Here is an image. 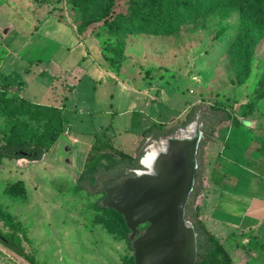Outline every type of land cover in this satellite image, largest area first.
<instances>
[{
  "label": "rangeland",
  "instance_id": "rangeland-1",
  "mask_svg": "<svg viewBox=\"0 0 264 264\" xmlns=\"http://www.w3.org/2000/svg\"><path fill=\"white\" fill-rule=\"evenodd\" d=\"M78 1L0 0V26L6 28L3 35L11 29L2 24L4 3H15L12 8L20 21L15 25L18 36L9 35L0 49V82L15 87L19 80L24 83L21 95L0 92V144L44 148L38 161L0 162V228L18 233L34 264L132 263L130 243L123 237L128 230L124 218L106 207L95 209L103 193L77 189L83 166H72L70 147L83 146L95 131L104 129L106 134L98 133L101 138L110 139L113 146L136 158L140 170L143 166L139 159L145 148L152 140H159L142 137V129L153 123H164L166 129H183L187 125L181 126L186 113L198 106L193 120L199 116L201 130L203 122H210L209 117L201 119V115L213 113L210 108L218 100L246 123L235 130L249 133L252 146H258L264 142V35L248 53L237 42L241 28L238 9H216L185 21L174 31L159 33L130 29L133 27L128 22L136 16L154 24L150 8L145 5H138V12L133 14L127 0H84L81 8L76 5ZM50 6H54V13L48 11ZM89 17L94 22L86 26L84 21ZM66 21L88 32L84 33L86 45L101 44L98 49L107 54L105 63L118 76V82L99 85L103 80L90 79L79 72V88L66 103L67 121L58 110L47 106L55 100L47 77L31 83L33 74L43 68L56 73L51 62L63 59L64 51L76 45L73 29ZM51 53L55 56L48 63ZM39 59H43L41 65ZM103 59L93 51L86 60L102 64ZM27 68L29 71H25ZM61 82L64 87L73 78L66 77ZM56 87L63 89L60 83ZM107 93H112V98L105 96ZM130 97H137L135 114H123ZM142 101L149 104L143 105ZM79 108L81 111L74 113ZM225 124H215L213 130L218 134L220 130L221 134L227 129L233 131V126ZM72 136L79 144L72 141ZM204 147L200 165L197 152L202 177ZM88 154L89 151L84 161ZM3 214H9L13 224L5 225ZM0 264L32 263L0 243Z\"/></svg>",
  "mask_w": 264,
  "mask_h": 264
},
{
  "label": "crops",
  "instance_id": "crops-1",
  "mask_svg": "<svg viewBox=\"0 0 264 264\" xmlns=\"http://www.w3.org/2000/svg\"><path fill=\"white\" fill-rule=\"evenodd\" d=\"M4 4L6 10H3L4 13L1 15L2 24L11 26V29L8 30L7 35H3L6 28L0 26V49H2V45L9 35L18 36L15 25L20 23L16 10L12 8L15 3L11 5L10 2H7ZM53 7L50 6L48 11L54 13ZM66 24L73 29V37L77 41L76 45L74 48H67L64 51L63 59L59 58L54 60L55 62H51L55 56L51 53L46 62L52 63V69L53 67L57 69L56 73H49L46 68H43L42 71L33 74L31 83L37 82L39 78L47 77L45 78L46 83L50 85L51 92L55 97L54 104H47V106L54 107L67 121L65 114L68 111V106L66 103L79 88L81 83L79 72L83 71L90 79L103 80L99 85H106L107 81L118 82V76L105 63L107 54L103 49H98L101 44L93 45V47L86 45L84 38L87 36L84 33L88 32L78 29L73 21H66ZM33 29L32 26L30 31ZM92 48L99 57L104 58L102 64H95L92 60H86L89 57V52H93ZM38 61V65L43 63V59ZM26 70L29 71V68ZM8 77L6 76V78ZM66 77H72L73 82H65L66 86L63 87L61 81ZM20 81L24 85L22 80L18 82ZM57 83H60L62 90L56 87ZM55 87L56 89H54ZM57 89L58 91H55ZM133 90L137 92L134 87ZM33 95L36 96L34 92ZM105 96L112 98L113 95L107 93ZM136 99L137 97H130L126 109L121 113L132 112L135 114ZM28 100L36 103L33 99ZM142 104L148 105L149 101H142ZM80 111L81 108L74 113ZM242 124L243 126L246 125L245 122ZM235 129L238 128L234 127L233 131L227 129L225 134H221L220 130L218 137L209 141L204 147L205 164L203 165V183L199 197L200 215L206 228L223 244L231 256V264H264V155L257 152V146H252L249 133L243 130L244 133L238 132ZM101 132L107 133L104 129L99 132L95 131L92 138L87 139L83 146L72 145L70 147V159L73 167L83 166L85 157L95 140V134ZM70 138L74 143H78L77 138L73 136Z\"/></svg>",
  "mask_w": 264,
  "mask_h": 264
},
{
  "label": "trees",
  "instance_id": "trees-1",
  "mask_svg": "<svg viewBox=\"0 0 264 264\" xmlns=\"http://www.w3.org/2000/svg\"><path fill=\"white\" fill-rule=\"evenodd\" d=\"M127 1L130 5L131 13H137L138 5L142 4L150 8L148 10H150L154 17V24L151 25L144 23V21L141 20L139 16L130 18L128 24L130 27H133L130 28L132 31L169 33L178 29L179 26L185 21L204 14H210L216 9L221 11L238 9L241 15V28L237 42H239V44L242 43L248 53L251 51V47L254 46V44L257 43L264 35V0ZM109 3L111 6L114 4L112 2ZM84 4L85 1L80 0L76 5L78 8H81ZM93 22L94 19L89 17L84 21V24L88 26ZM109 24L112 23L109 22ZM245 79L246 76L244 75L240 80L243 82ZM23 88L24 85L21 81L17 83L16 87L8 82H0V92L11 91L20 93ZM197 108L198 106H192L188 110L184 121L181 123V126L186 124L188 125V123L193 121ZM210 109L214 111L213 113L209 112L211 116L209 114L201 115V119H204V117H209L210 122H205V124L203 122L201 128L204 138L199 144V165L200 161L202 160L203 147L209 141H213L218 135L216 130H213V125L226 122L225 125L227 127H239L242 124V121L239 120V118L235 116L230 110H228L225 102L222 100L216 101ZM174 130L175 127L166 129V124L164 123H153L149 127L145 128L141 132V135L145 138H156L160 135H167ZM102 149H108L111 153L102 151ZM256 150L260 154L264 155V142H259ZM43 153L44 148L40 145L26 146L22 144H0V162L3 159H26L28 161H38L42 158ZM89 154L76 181L77 189L88 190V188L94 182L96 176L104 175L111 177L125 171H128L129 176H131L133 175V170L140 167L136 158L124 150L116 148L113 146L110 139H103L99 134H95V140L89 149ZM202 183V173L200 166H198V169L195 171V183L193 190L189 194L184 209L185 218L190 220V222L193 224L195 233L197 234V252L193 264H231V256L223 244H221L206 228L201 218V204L199 202V197L202 189ZM103 208H105V206H103L101 202H98L95 206L96 210H101ZM1 219L4 221L5 225L13 224V219L9 214H3ZM128 234L129 230H126L123 232V237L128 240L132 250L131 241L128 238ZM0 243L15 254L34 264L32 256L25 251L21 244L20 236L16 231H4L2 228H0ZM132 263L123 262L121 264Z\"/></svg>",
  "mask_w": 264,
  "mask_h": 264
},
{
  "label": "water",
  "instance_id": "water-1",
  "mask_svg": "<svg viewBox=\"0 0 264 264\" xmlns=\"http://www.w3.org/2000/svg\"><path fill=\"white\" fill-rule=\"evenodd\" d=\"M195 134L178 135L177 128L164 137L148 166L133 175L125 171L114 176H96L90 192H100L103 206L115 210L129 230L132 264H193L197 234L185 218L184 209L195 183L197 152L202 136L199 116ZM182 131L186 130L181 129ZM146 151V148H145ZM145 225L143 230L139 227Z\"/></svg>",
  "mask_w": 264,
  "mask_h": 264
},
{
  "label": "bare ground",
  "instance_id": "bare-ground-1",
  "mask_svg": "<svg viewBox=\"0 0 264 264\" xmlns=\"http://www.w3.org/2000/svg\"><path fill=\"white\" fill-rule=\"evenodd\" d=\"M195 126L196 124H188L186 126V130L182 131V128H179L178 130V135H184V136H192L193 134H195ZM184 129V128H183ZM166 141V139L164 137H161L160 140L157 141H153L149 146L146 147V151L142 156L141 159V163L142 165H146L148 166L150 164V162L152 161L153 156L155 155L157 150H160L164 144V142ZM153 143H160V148L158 149V146H156Z\"/></svg>",
  "mask_w": 264,
  "mask_h": 264
},
{
  "label": "flooded vegetation",
  "instance_id": "flooded-vegetation-1",
  "mask_svg": "<svg viewBox=\"0 0 264 264\" xmlns=\"http://www.w3.org/2000/svg\"><path fill=\"white\" fill-rule=\"evenodd\" d=\"M179 128H180V127H179ZM175 130H176V129H175ZM175 130H174V131H175ZM174 131H173V132H174ZM171 133H172V132H171ZM169 134H170V133H169ZM169 134H167V135H169ZM160 136H163V135H160ZM160 136H159V137H160ZM153 141H155V140H152V142H153ZM156 141H157V140H156ZM152 142H151V143H152ZM159 148H160V144H159V146H158V149H159Z\"/></svg>",
  "mask_w": 264,
  "mask_h": 264
},
{
  "label": "built area",
  "instance_id": "built-area-1",
  "mask_svg": "<svg viewBox=\"0 0 264 264\" xmlns=\"http://www.w3.org/2000/svg\"><path fill=\"white\" fill-rule=\"evenodd\" d=\"M135 170H137V169H134L133 172H134Z\"/></svg>",
  "mask_w": 264,
  "mask_h": 264
}]
</instances>
